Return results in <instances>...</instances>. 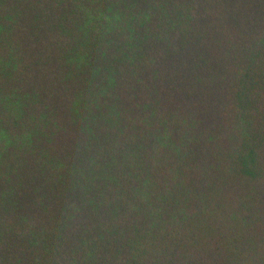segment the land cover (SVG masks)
<instances>
[{
    "label": "trees",
    "instance_id": "16d2710c",
    "mask_svg": "<svg viewBox=\"0 0 264 264\" xmlns=\"http://www.w3.org/2000/svg\"><path fill=\"white\" fill-rule=\"evenodd\" d=\"M0 264H264V0H0Z\"/></svg>",
    "mask_w": 264,
    "mask_h": 264
}]
</instances>
